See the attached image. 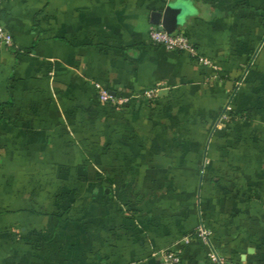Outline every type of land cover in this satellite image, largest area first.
<instances>
[{"label": "crops", "instance_id": "crops-1", "mask_svg": "<svg viewBox=\"0 0 264 264\" xmlns=\"http://www.w3.org/2000/svg\"><path fill=\"white\" fill-rule=\"evenodd\" d=\"M174 2L218 71L151 42ZM0 24V264H210L201 224L264 264V0H1Z\"/></svg>", "mask_w": 264, "mask_h": 264}, {"label": "built area", "instance_id": "built-area-1", "mask_svg": "<svg viewBox=\"0 0 264 264\" xmlns=\"http://www.w3.org/2000/svg\"><path fill=\"white\" fill-rule=\"evenodd\" d=\"M1 1V0H0ZM150 40L156 45H160L171 52H186L196 58L198 62L206 68H211L216 71L219 70L218 66L207 58L201 56L196 47L190 40L181 33L169 34L161 26H153L150 31ZM14 47L12 35L0 24V49ZM97 91V96L102 104H112L117 110H121L131 98L113 95L108 89L99 83L94 84ZM160 86L146 90L142 95L135 98H142L149 102L155 101L159 97ZM226 119V117H223ZM198 238L208 247L207 257L210 264H235L225 257H223L213 246L211 242L212 231L204 224H201L197 229ZM157 264H181V257L178 252L174 250L163 251L157 257Z\"/></svg>", "mask_w": 264, "mask_h": 264}, {"label": "water", "instance_id": "water-1", "mask_svg": "<svg viewBox=\"0 0 264 264\" xmlns=\"http://www.w3.org/2000/svg\"><path fill=\"white\" fill-rule=\"evenodd\" d=\"M190 14L189 7L183 2L171 3L164 12L154 13L152 23L161 26L167 33L173 34L178 31L185 17Z\"/></svg>", "mask_w": 264, "mask_h": 264}]
</instances>
